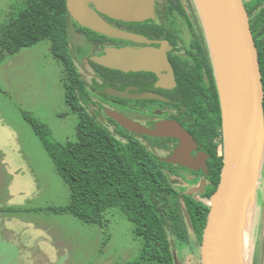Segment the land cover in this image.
Wrapping results in <instances>:
<instances>
[{"label":"rangeland","instance_id":"1","mask_svg":"<svg viewBox=\"0 0 264 264\" xmlns=\"http://www.w3.org/2000/svg\"><path fill=\"white\" fill-rule=\"evenodd\" d=\"M191 2L202 21L196 0ZM10 5L11 0H0V23ZM49 46L40 40L0 62V264H124L138 254L141 239L121 211H107L101 227L69 213L34 210L65 206L70 200L68 185L23 115L30 113L45 123L56 141L75 138L77 117L65 103L63 68ZM69 46L81 77L92 83L88 56L93 47L71 21ZM98 108L96 101L89 103L88 110L114 129ZM263 166L262 162L249 264H264ZM170 238L176 264H201V245L193 232L189 230L187 244Z\"/></svg>","mask_w":264,"mask_h":264},{"label":"trees","instance_id":"2","mask_svg":"<svg viewBox=\"0 0 264 264\" xmlns=\"http://www.w3.org/2000/svg\"><path fill=\"white\" fill-rule=\"evenodd\" d=\"M244 5L258 52L264 90V0H247ZM69 21L80 30L90 31L71 18L65 0H11L0 23V62L40 40L49 42L53 57L63 68L65 103L77 117L75 138L60 142L51 138L45 123L30 113H23L70 190V200L65 206L34 210L69 213L101 227L107 211H121L131 222L134 235L141 239L138 254L124 264H176L169 233L187 242L190 225L197 241H201L209 206L183 195V213L180 195L170 186L160 168L161 162L147 151L137 149L129 131L115 121L107 118L114 125L111 129L96 112L88 110L89 103L95 104L94 97H109L101 90L106 85H114L116 73L91 61L95 75L104 84L90 85L81 77L69 53ZM220 112L218 103L219 124ZM221 166V159L213 151L206 198L217 187Z\"/></svg>","mask_w":264,"mask_h":264},{"label":"flooded vegetation","instance_id":"3","mask_svg":"<svg viewBox=\"0 0 264 264\" xmlns=\"http://www.w3.org/2000/svg\"><path fill=\"white\" fill-rule=\"evenodd\" d=\"M185 1L154 0L153 16L140 20L114 18L100 13L109 25L123 35L131 34V39L124 36L111 37L76 27L93 47L92 55H102L107 47L132 48L136 55V64L132 70L112 69L116 73L114 85L104 86L125 91L130 97L108 95L109 97L103 98L99 95L97 100L93 98L100 106V111L107 122L109 117L104 113L105 108L130 118L142 129L153 130L164 123H175L192 138L187 155L200 161L196 167H189L182 162L180 136L129 131L137 149L147 151L161 162L160 168L166 174L170 186L180 195L179 202L183 213H185L183 195H190L195 200L205 203L211 196L210 194L206 198L204 194L210 184L213 151L223 162L222 123H218L217 113L220 102L209 44L192 0L191 4H185ZM155 51H160L162 56L161 62L159 61L157 65L154 63ZM88 60L95 76L89 84L94 86L95 83L104 84L102 79L95 75L90 56ZM124 111H128L129 115ZM109 124L114 127L113 124ZM173 156L170 161L162 160ZM203 181L202 191L192 192L194 188L200 187ZM183 187H191L192 190L184 191ZM189 230L193 232L197 241L190 225L187 229V242H182L170 233L169 235L180 244H187L190 239ZM170 242L172 246L171 238ZM201 242L202 239L198 243L201 245Z\"/></svg>","mask_w":264,"mask_h":264},{"label":"water","instance_id":"4","mask_svg":"<svg viewBox=\"0 0 264 264\" xmlns=\"http://www.w3.org/2000/svg\"><path fill=\"white\" fill-rule=\"evenodd\" d=\"M244 1L212 0L215 31L214 34H210L199 2L196 0L205 26L214 67L223 133V162L220 177L215 191L206 202L209 210L202 233L201 264H237L232 249L237 218L247 192L250 174L257 169V186H259L262 169L264 90L258 52ZM65 5L67 12L79 26L111 37L124 36L131 39V34L123 35L109 25L100 13L114 18L140 20L153 16L154 0H65ZM155 52L154 63L157 65L162 56L160 51ZM90 59L104 67L122 71H130L136 64L135 52L128 47L119 49L107 47L102 55H92ZM139 64H141L140 59ZM102 91L109 96L130 97L129 93L114 87H104ZM104 113L130 132L136 130L151 135L180 136L182 162L189 167L199 166L198 159L187 155L192 138L175 123H164L156 129L147 130L115 110L105 108ZM173 158L174 156L162 160L170 161ZM203 183L204 181L192 192L202 191ZM257 191L258 187L253 194V215L250 225L251 250L254 243L252 232L254 233Z\"/></svg>","mask_w":264,"mask_h":264},{"label":"bare ground","instance_id":"5","mask_svg":"<svg viewBox=\"0 0 264 264\" xmlns=\"http://www.w3.org/2000/svg\"><path fill=\"white\" fill-rule=\"evenodd\" d=\"M200 9L210 34L215 31V19L212 12V0H198ZM194 4V2H193ZM212 37V36H211ZM258 183L257 169L252 171L248 180L247 192L237 218L236 229L232 239V249L237 264H249L251 257L250 225L253 215V194Z\"/></svg>","mask_w":264,"mask_h":264}]
</instances>
